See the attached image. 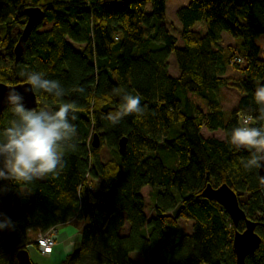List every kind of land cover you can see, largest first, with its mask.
I'll list each match as a JSON object with an SVG mask.
<instances>
[{
	"label": "trees",
	"instance_id": "trees-1",
	"mask_svg": "<svg viewBox=\"0 0 264 264\" xmlns=\"http://www.w3.org/2000/svg\"><path fill=\"white\" fill-rule=\"evenodd\" d=\"M167 1L0 0V81L17 84L41 72L65 94L58 100L37 92L36 108L72 103L77 115L76 148L65 152L59 175L29 185L0 180V213L14 222L0 230V264H18V251L30 245L42 254L39 234L76 222L78 244L59 264H236L233 237L245 221L235 224L202 195L208 183L231 186L258 222L261 244L245 264H264V184L258 169L240 162L249 153L227 142L248 117L252 126L261 123L254 92L264 85L257 41L264 0H189L176 17ZM30 6L43 16L17 60ZM224 87L237 93L231 109ZM129 93L141 97L143 116L115 126L102 118ZM11 118L5 108L0 131ZM104 148L113 154L108 160Z\"/></svg>",
	"mask_w": 264,
	"mask_h": 264
},
{
	"label": "clouds",
	"instance_id": "clouds-1",
	"mask_svg": "<svg viewBox=\"0 0 264 264\" xmlns=\"http://www.w3.org/2000/svg\"><path fill=\"white\" fill-rule=\"evenodd\" d=\"M83 93L85 89H77ZM42 92L61 99L65 90L58 80L47 79L41 72L27 76L24 93ZM10 87L0 99V106L6 107L12 118L6 128L0 131V180L12 181L18 185H29L49 175H59L64 169L67 150H75L74 139L77 128L72 121L77 119L72 103H61L58 109L46 106L29 108L25 105V95ZM258 105L255 120L259 126H252V117L243 125L234 127L228 134L227 142L236 151H247L249 156L241 159L246 169L264 168V85H258L254 92ZM144 106L139 95L124 94L116 111L102 118L113 126L130 115L143 116ZM63 149V150H62ZM264 184V177H261ZM14 229L10 217L0 213V230Z\"/></svg>",
	"mask_w": 264,
	"mask_h": 264
},
{
	"label": "water",
	"instance_id": "water-1",
	"mask_svg": "<svg viewBox=\"0 0 264 264\" xmlns=\"http://www.w3.org/2000/svg\"><path fill=\"white\" fill-rule=\"evenodd\" d=\"M27 22L19 37V40L15 46L16 59L22 55L27 39L34 28L43 16V10L38 6H30L26 9ZM27 85V81H22L17 84H7L0 81V99L7 93L10 87H14L17 91L24 93V88ZM25 105L29 108H36L39 104L37 93H24ZM6 107L0 106V118ZM127 138L122 137L120 140L119 151L123 152L126 147ZM100 144V138L97 133H94L92 139V145L98 147ZM260 178L264 177V168L258 169ZM202 195L216 200L220 203L228 212L233 222L237 224L240 220H244L246 227L244 231H236L233 237V249L236 254V264H245L246 257L253 253L261 244L262 237L256 232L258 222L249 218L246 210L240 204V200L237 192L229 186L227 183H222L215 186L208 183L204 188ZM264 226V223H262ZM18 264H33L30 252L23 248L17 253Z\"/></svg>",
	"mask_w": 264,
	"mask_h": 264
},
{
	"label": "rangeland",
	"instance_id": "rangeland-1",
	"mask_svg": "<svg viewBox=\"0 0 264 264\" xmlns=\"http://www.w3.org/2000/svg\"><path fill=\"white\" fill-rule=\"evenodd\" d=\"M188 1L189 0H168L167 1V7H168L169 13L173 17H176V11L181 6L187 4ZM226 35H227V33H226ZM231 38H233V37H231ZM231 38L227 37L226 38V43L230 42ZM233 39L235 40V38H233ZM257 41L259 42V44L262 47L261 48L260 57L264 59V34L260 35V37H258ZM71 43H72L73 47L75 49H77V50L82 48V45H80L78 43H75V42H71ZM170 61H171L170 62V67H169L170 73L174 74V75L178 74L179 69L177 67V61H176V58H175L174 54H172L170 56ZM220 94L223 95L222 101H223L225 107L228 108V109H231L236 103V99H237L236 90L234 88H231V87H224V88L221 89ZM101 155H102V158L104 160H108V159H110L113 156V154L110 152V150H108L106 148L102 149ZM79 224L80 223L76 222L73 225H76V227H79ZM191 224H192L191 221L186 222V226L189 229L192 228ZM127 230H128V227L125 229V232H127ZM28 251L30 252L31 259H32V261L34 263H38V264H57L59 262V259H57V258L55 259L53 257H49V255H44V254H41L40 252H38L34 245H30L28 247ZM142 264H144V263H142Z\"/></svg>",
	"mask_w": 264,
	"mask_h": 264
},
{
	"label": "crops",
	"instance_id": "crops-1",
	"mask_svg": "<svg viewBox=\"0 0 264 264\" xmlns=\"http://www.w3.org/2000/svg\"><path fill=\"white\" fill-rule=\"evenodd\" d=\"M73 224H68L65 228L58 229L55 234L57 244L49 257L57 258L60 261L75 249L79 241L80 230Z\"/></svg>",
	"mask_w": 264,
	"mask_h": 264
},
{
	"label": "built area",
	"instance_id": "built-area-1",
	"mask_svg": "<svg viewBox=\"0 0 264 264\" xmlns=\"http://www.w3.org/2000/svg\"><path fill=\"white\" fill-rule=\"evenodd\" d=\"M53 233H51V232L46 233V234L41 233L38 235L37 242L39 245V249L42 252V254H44V255H51L54 247L57 244V240H56L55 236L53 235ZM55 234H56V232H55Z\"/></svg>",
	"mask_w": 264,
	"mask_h": 264
},
{
	"label": "bare ground",
	"instance_id": "bare-ground-1",
	"mask_svg": "<svg viewBox=\"0 0 264 264\" xmlns=\"http://www.w3.org/2000/svg\"><path fill=\"white\" fill-rule=\"evenodd\" d=\"M53 235H55V232H54V234Z\"/></svg>",
	"mask_w": 264,
	"mask_h": 264
}]
</instances>
